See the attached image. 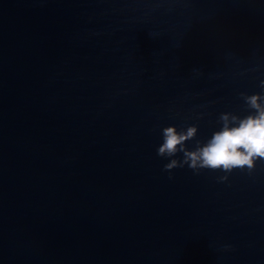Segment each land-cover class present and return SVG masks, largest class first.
<instances>
[{
	"label": "water",
	"instance_id": "1",
	"mask_svg": "<svg viewBox=\"0 0 264 264\" xmlns=\"http://www.w3.org/2000/svg\"><path fill=\"white\" fill-rule=\"evenodd\" d=\"M261 81L264 0H0V264H264V160L157 155Z\"/></svg>",
	"mask_w": 264,
	"mask_h": 264
},
{
	"label": "clouds",
	"instance_id": "2",
	"mask_svg": "<svg viewBox=\"0 0 264 264\" xmlns=\"http://www.w3.org/2000/svg\"><path fill=\"white\" fill-rule=\"evenodd\" d=\"M264 88V81H261ZM249 109L254 114L243 118L232 113H222L219 121L220 130L214 132L204 144L197 142L194 150L186 147V142L195 138L196 126L177 131L175 126L162 129L163 143L157 149L160 157H175L183 153V159H171L164 165V170L171 173L172 169L188 165L194 172L201 169L231 173L235 169L253 170L258 160H264V95H247L240 93ZM227 180V175L219 178Z\"/></svg>",
	"mask_w": 264,
	"mask_h": 264
}]
</instances>
